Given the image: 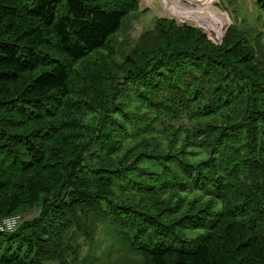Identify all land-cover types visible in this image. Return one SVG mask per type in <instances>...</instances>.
<instances>
[{
    "label": "trees",
    "instance_id": "trees-1",
    "mask_svg": "<svg viewBox=\"0 0 264 264\" xmlns=\"http://www.w3.org/2000/svg\"><path fill=\"white\" fill-rule=\"evenodd\" d=\"M138 10L0 0V264H264L263 33Z\"/></svg>",
    "mask_w": 264,
    "mask_h": 264
},
{
    "label": "rangeland",
    "instance_id": "rangeland-1",
    "mask_svg": "<svg viewBox=\"0 0 264 264\" xmlns=\"http://www.w3.org/2000/svg\"><path fill=\"white\" fill-rule=\"evenodd\" d=\"M259 1L176 0L175 3L167 6L166 2L161 0H139L138 12L127 20L126 25L116 35L114 45L117 47L118 53L125 52L145 31L153 28L157 18L174 20L179 26L197 27L215 44H222L227 31L234 26L250 30V34L255 38L252 39L255 46H257L258 32L263 33L261 42L264 44V9L259 8ZM163 6L171 9L172 12L165 14ZM173 10L177 12L175 13ZM184 12L187 13L184 14ZM173 193L177 197L176 192H172V195ZM176 203L166 202L167 205H176ZM190 232L198 234V232ZM98 236L104 237V234L101 232ZM84 253L85 248L82 249L79 259ZM118 261L121 264H144L142 257H137L135 254H131V258H121L120 260L118 258Z\"/></svg>",
    "mask_w": 264,
    "mask_h": 264
},
{
    "label": "built area",
    "instance_id": "built-area-1",
    "mask_svg": "<svg viewBox=\"0 0 264 264\" xmlns=\"http://www.w3.org/2000/svg\"><path fill=\"white\" fill-rule=\"evenodd\" d=\"M35 214L36 212L32 210L29 214H13L0 219V234L13 232Z\"/></svg>",
    "mask_w": 264,
    "mask_h": 264
},
{
    "label": "bare ground",
    "instance_id": "bare-ground-1",
    "mask_svg": "<svg viewBox=\"0 0 264 264\" xmlns=\"http://www.w3.org/2000/svg\"><path fill=\"white\" fill-rule=\"evenodd\" d=\"M162 2H166V5L167 6H169V5H172L173 3H175L176 2V0H161ZM174 8V7H173ZM163 9H164V12H165V14H169V13H171L172 11H171V9H168L167 7H164L163 6ZM162 9V10H163ZM173 12H177V11H175V10H173ZM187 12H184V14H186ZM178 14H181V15H183L182 13H178ZM186 20V19H185Z\"/></svg>",
    "mask_w": 264,
    "mask_h": 264
}]
</instances>
